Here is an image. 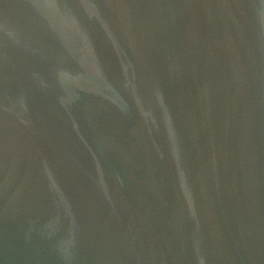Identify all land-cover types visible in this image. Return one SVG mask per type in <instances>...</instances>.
I'll return each instance as SVG.
<instances>
[{
	"label": "water",
	"instance_id": "1",
	"mask_svg": "<svg viewBox=\"0 0 264 264\" xmlns=\"http://www.w3.org/2000/svg\"><path fill=\"white\" fill-rule=\"evenodd\" d=\"M0 264H264V0H0Z\"/></svg>",
	"mask_w": 264,
	"mask_h": 264
}]
</instances>
